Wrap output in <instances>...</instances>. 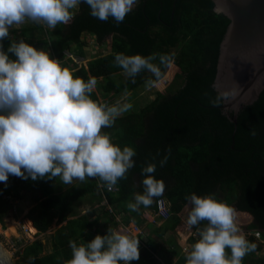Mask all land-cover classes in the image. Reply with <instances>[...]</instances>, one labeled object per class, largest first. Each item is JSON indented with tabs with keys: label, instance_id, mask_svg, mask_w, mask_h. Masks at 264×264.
Returning <instances> with one entry per match:
<instances>
[{
	"label": "trees",
	"instance_id": "trees-1",
	"mask_svg": "<svg viewBox=\"0 0 264 264\" xmlns=\"http://www.w3.org/2000/svg\"><path fill=\"white\" fill-rule=\"evenodd\" d=\"M229 24L226 16L215 12L212 0H137L120 24L111 17L107 21L92 17L88 5L81 3L67 25L49 29L28 21L21 29H10L9 38L0 42L5 52L13 40H24L38 50L41 45L49 48L51 58L59 60L75 77L97 80V90L91 94L96 102L100 94L111 97L108 104H113L122 99L125 90L130 93L147 79L157 80L145 71L118 83L113 77L123 70L114 66L117 53L170 56L171 63L160 66L162 76L174 66V81L178 85L176 90L170 87L159 92L144 108L119 116L111 128L102 129L121 149L129 146L136 152L134 167L126 178L117 181L118 192L108 191L95 178L64 185L59 177L33 181L31 177L9 175L7 184L0 185V224L14 216L13 199L5 196L19 198L22 188L37 193L28 219L39 233L49 231L56 219L58 224L65 223L50 236L49 252H45L42 240H36L23 248L15 264H65L71 258L69 241L79 245L96 235H107L110 224L115 229L122 215H127L126 224L134 218L139 221L141 213L154 210L160 198L170 202L171 215L153 231L154 238L145 242L151 252L146 250L140 258L145 257L149 264H161L155 256L165 248L168 254L164 260L169 264L175 260L176 264H186L187 254L170 253L166 244L173 242L172 236L166 240L164 237L169 233L174 240L188 237L192 244L200 239L193 234L207 222L195 227L187 224V209L192 206L185 197L193 193L201 197L211 195L235 207L236 223L238 217L248 220L246 227L250 233L246 239L250 243H255L258 235L264 238V91L256 103L241 110L234 124L223 114V98L213 88L220 44ZM87 34H93L98 44L109 42L111 51L92 57L87 67H80L66 58L65 51L85 57L86 46H90L84 39ZM35 35L39 37L37 42L31 39ZM9 56L15 59L10 53ZM153 63L159 65V59ZM165 155L167 163L160 166ZM149 163L156 164L152 175L164 182L165 190L150 206L141 205L137 211H131L127 204L134 201L136 193H143L142 169ZM104 200L109 209L101 207ZM92 201L101 207L93 209L95 216L70 218L76 215L74 208ZM257 255L261 259L250 252L242 264H264V254Z\"/></svg>",
	"mask_w": 264,
	"mask_h": 264
},
{
	"label": "clouds",
	"instance_id": "clouds-1",
	"mask_svg": "<svg viewBox=\"0 0 264 264\" xmlns=\"http://www.w3.org/2000/svg\"><path fill=\"white\" fill-rule=\"evenodd\" d=\"M81 3L88 5L92 17L100 21L111 17L120 24L137 0H0V42L9 38L13 26L28 21L49 29L67 25L75 15L71 10ZM157 58L159 65L153 63ZM170 63L171 57L165 54L145 57L117 53L114 57V66L129 78L146 71L158 80L162 76L160 66ZM155 82L147 79L145 86L150 88ZM96 85L95 78L85 81L75 77L48 52L24 40H13L7 52L0 43V182H8L9 175L31 177L33 181L59 177L64 185L95 178L111 190L118 180L126 178L134 167L136 152L129 146L121 149L102 129L111 128L132 104L123 99L127 90L113 104L94 101L91 94ZM167 160L165 155L160 166ZM155 170V163L142 169L143 193L134 195V201L127 204L129 210L148 207L154 198L162 196L165 185L152 175ZM185 199L192 206L189 227L207 222L199 229L200 239L188 252L186 264H242L255 250L256 245L240 234L234 208L211 195L193 193ZM123 217L118 219L119 228L130 223L123 222ZM119 228H109L107 235H96L87 243L69 241L71 258L65 264H130L139 260L138 238Z\"/></svg>",
	"mask_w": 264,
	"mask_h": 264
},
{
	"label": "water",
	"instance_id": "water-1",
	"mask_svg": "<svg viewBox=\"0 0 264 264\" xmlns=\"http://www.w3.org/2000/svg\"><path fill=\"white\" fill-rule=\"evenodd\" d=\"M215 12L230 20L220 44L213 88L222 111L234 124L264 91V0H212ZM0 264H15L0 241Z\"/></svg>",
	"mask_w": 264,
	"mask_h": 264
},
{
	"label": "rangeland",
	"instance_id": "rangeland-1",
	"mask_svg": "<svg viewBox=\"0 0 264 264\" xmlns=\"http://www.w3.org/2000/svg\"><path fill=\"white\" fill-rule=\"evenodd\" d=\"M77 10H78V8L74 9L73 12L75 13ZM25 24L26 23H24L22 25L13 26L11 29H13V30L21 29V27L23 28V26ZM40 38H43V37H40ZM31 39L33 41L37 42L39 37L37 35H35V37L31 36ZM85 40L91 41L90 44L92 45V47L86 46V51H87L86 56L82 57V59H79L78 61H74L75 64H77V65H84V63L82 62L83 59H86V61H87V60L91 59L92 57H95L97 55H105V54L110 53V51H111V44L109 42H105L103 44H98V42L95 40V37L93 34H87L85 36ZM41 47H42L41 50L48 52L50 57H51V50L49 48L47 49L45 46H42V45H41ZM73 50L75 51V48ZM174 73H175V67L172 66L171 69L164 76H162L158 80H155L156 82H155L154 86H152L150 88L146 87L145 81H144L136 89H134L132 92L128 93V96L126 98H123V99H125L126 102L131 103L132 108L130 110L124 112L121 116L128 115L132 112H135L139 109L144 108L145 106L150 104L155 99V97L157 96V94L159 92L166 91L170 87L173 90H176V87H178V85L174 81ZM127 78L128 77L124 73L116 74L115 78L113 77V79H115L118 83L125 82ZM95 90H97V85H96ZM99 96H100V100L98 103H105V102L108 103L109 101L112 100L111 97L104 98V97H101L100 94H99ZM77 181L78 180H75V181H73V183H76ZM18 195L20 197L14 198V200H13L14 216L7 217L5 219L4 225H0L1 226L0 241L4 244V246L7 249H9L12 252V258H13L14 262H16L19 259V257H20L19 253L23 250V248L27 244L32 243L36 240H42L43 243L46 244V251L45 252H49L51 250V245H50V241H49L50 236L55 234L56 230L59 229L60 227H62L63 224H65V223L58 224L57 219H56L53 223L52 228L49 231H46L45 233L37 232L36 235H33L32 237H30L29 232L27 230V227L25 226V223H26V220L28 219V213H29L30 209L36 205L35 197H36L37 193L32 192V191H28V190L22 188L21 191L18 192ZM102 204H103V206H101V207H106L108 209L110 208L108 206L107 202L104 201ZM84 205H86V207L80 208L81 210L78 208H76V209L74 208V212H76V210H77L78 213L76 212V214H78V215H79V212L82 213L83 210H85V211L89 210L91 212L92 208L94 206V205L92 206V205L86 204V203H84ZM101 207H99V208H101ZM187 210L190 211V207H188ZM84 214L88 215L89 213L86 212ZM110 218H111V216H110ZM12 220L16 222L15 226H16L17 234L16 235L10 234L7 236L5 234V232L8 230V226L10 224V221H12ZM238 221H239V223H242L243 225H246L248 223V220H243L242 217L241 218L238 217ZM237 225H239V224H237ZM110 228L114 230V228L111 224H110ZM239 228L243 232L242 234L244 235V237H247L249 234V233L246 234L247 227L241 226ZM116 229H117V226H116L115 230ZM241 231H240V233H241ZM133 232L135 234L136 231H133ZM131 237H133V235ZM258 238H261V236L258 235ZM142 248H143V245L139 244L140 257L142 254L146 253L145 252L146 250H144ZM258 254H260V253H258ZM256 256L258 257L257 254H256ZM140 257H139V260L131 261L130 264H149V262L147 260L143 259L145 257H143V258H140ZM157 258H159V257H155V259H157ZM258 258H260V257H258Z\"/></svg>",
	"mask_w": 264,
	"mask_h": 264
},
{
	"label": "crops",
	"instance_id": "crops-1",
	"mask_svg": "<svg viewBox=\"0 0 264 264\" xmlns=\"http://www.w3.org/2000/svg\"><path fill=\"white\" fill-rule=\"evenodd\" d=\"M96 204H95V203ZM92 201V203H86V204H90V205H92L93 203L95 204H93L94 206H93V208H92V211H93V209H95V208H97L98 207V202H96V201ZM82 207H86V205H84V204H81V205H79L78 206V209H80V208H82ZM99 208V207H98ZM84 209V208H83ZM82 209V210H83ZM81 210V209H80ZM145 210H148V209H145ZM90 212L89 210H87V211H85V210H83L82 211V213H80L79 212V215H85L84 213H89L88 215H92V216H95V213H93V212ZM78 213V212H77ZM78 214H76L75 216H73V217H70V218H76L77 216H79ZM125 217H127V215H124V217L122 218V220H125ZM121 220V221H122ZM134 221L135 222H139L141 225V228H142V231H143V233H144V235H145V239H144V243H142V245H143V248L142 249H144V250H148V251H150V248L148 247V246H146V244H145V242L147 243V241H149V240H151V239H153L154 238V235H153V231L156 229V228H154L153 226H151V225H148L147 223H142L141 221H140V219H139V221H137V219L136 218H134V219H132L131 220V222L127 225V227H130V226H132V225H134ZM124 222V221H123ZM122 222V223H123ZM122 223H120V225L122 224ZM237 224H241V223H239V221L237 222ZM248 224V223H247ZM246 224V225H247ZM113 225V224H112ZM246 225H244V227H246ZM116 226H117V229L119 228V224L117 223L116 224ZM238 227H239V225H238ZM116 229V230H117ZM240 229V228H239ZM115 230V229H114ZM241 231V230H240ZM243 232L241 231V235H243L242 234ZM248 233H250L249 231H247L246 232V234H248ZM258 234V233H257ZM133 236H135V234L133 233ZM170 236H172L171 238L173 239V242L172 241H170V243H167L166 244V248H171V250H170V253H173V254H177V255H182V254H188V252H190L191 251V248H192V243L189 241V239H188V237H181V238H179V237H177V238H175V240H174V238H173V235H171V233H169V234H167L165 237H164V239L166 240V239H168V238H170ZM244 236V235H243ZM256 237V236H255ZM245 238H247V237H245ZM263 237H261V238H258V236L256 237V240H255V245H256V248H255V250L253 251V253L254 254H258V253H260V254H264V238L262 239ZM260 239V240H259ZM151 252V251H150ZM169 253V254H170ZM146 254V253H145ZM156 254H159V255H156L155 257H159V258H157V259H159L160 260V262H161V264H169L168 262H167V259H165L164 260V255L165 254H168L167 253V251H166V249L165 248H163V249H161V250H159ZM161 255V256H160ZM147 258V257H146ZM165 261V262H164ZM176 262H177V260H175V262L173 263V264H176Z\"/></svg>",
	"mask_w": 264,
	"mask_h": 264
},
{
	"label": "built area",
	"instance_id": "built-area-1",
	"mask_svg": "<svg viewBox=\"0 0 264 264\" xmlns=\"http://www.w3.org/2000/svg\"><path fill=\"white\" fill-rule=\"evenodd\" d=\"M85 39V36H84ZM89 44L91 41H89ZM90 46L92 47V45L90 44ZM65 56L68 59H72L73 61H78L79 59H82V57L80 56H76L74 53L70 52V51H65ZM82 62L84 63V65H87L88 60L86 61V59H83ZM80 67L82 65H79ZM7 182H0L1 186L6 185ZM100 187L103 188V186L100 184ZM108 191L110 192H118L119 189L118 187L115 185L111 190H109L107 188ZM5 198L7 199H13L14 197L12 195H6ZM106 202V200H105ZM13 203V202H12ZM171 215V205L170 202L168 201L167 198H160L157 201V206L154 210H144L141 215H140V221L142 223H147L148 225L153 226L154 228L158 227L159 225H161L162 222H164L165 220H167ZM140 223L134 222V225L127 227L126 225L122 224L121 227L119 228V231H122L123 233L127 234L129 237H131L133 235V231L135 232V236H133V238H138L139 240V244L144 243V239H145V235L142 231V228L140 226ZM199 229L202 228H198L194 234L193 237L195 239L200 238L199 236Z\"/></svg>",
	"mask_w": 264,
	"mask_h": 264
},
{
	"label": "bare ground",
	"instance_id": "bare-ground-1",
	"mask_svg": "<svg viewBox=\"0 0 264 264\" xmlns=\"http://www.w3.org/2000/svg\"><path fill=\"white\" fill-rule=\"evenodd\" d=\"M16 222L15 221H10V224L8 226V230L5 232V234L8 236L10 234L16 235L17 230H16ZM25 226L27 227V230L29 232V236L32 237L33 235H36L38 232L37 229L33 226L32 222L30 220H26ZM1 229V226H0Z\"/></svg>",
	"mask_w": 264,
	"mask_h": 264
}]
</instances>
